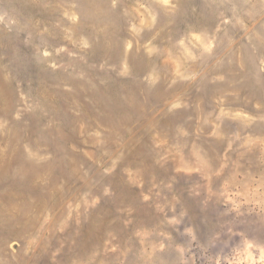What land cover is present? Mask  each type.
Here are the masks:
<instances>
[{
    "label": "rangeland",
    "instance_id": "obj_1",
    "mask_svg": "<svg viewBox=\"0 0 264 264\" xmlns=\"http://www.w3.org/2000/svg\"><path fill=\"white\" fill-rule=\"evenodd\" d=\"M0 264H264V0H0Z\"/></svg>",
    "mask_w": 264,
    "mask_h": 264
}]
</instances>
